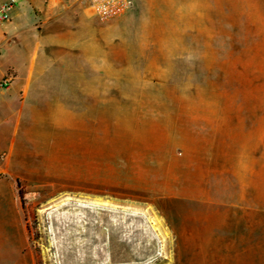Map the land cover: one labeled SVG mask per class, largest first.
Segmentation results:
<instances>
[{
    "label": "rangeland",
    "instance_id": "1",
    "mask_svg": "<svg viewBox=\"0 0 264 264\" xmlns=\"http://www.w3.org/2000/svg\"><path fill=\"white\" fill-rule=\"evenodd\" d=\"M192 1L131 0L72 97L14 117L34 264H174L179 215L264 200V0Z\"/></svg>",
    "mask_w": 264,
    "mask_h": 264
},
{
    "label": "crops",
    "instance_id": "2",
    "mask_svg": "<svg viewBox=\"0 0 264 264\" xmlns=\"http://www.w3.org/2000/svg\"><path fill=\"white\" fill-rule=\"evenodd\" d=\"M97 30L102 31L101 20L91 14L86 0H19L10 20L0 24V79L11 78L0 91L1 154L12 144L17 114H32L38 98L70 99V85L80 84L81 74L86 82L87 39ZM17 154L0 159V194L9 201L8 219H0V264H34L16 187L23 164L31 163ZM218 204L216 213L179 215L172 227L174 264H264L263 198L233 196Z\"/></svg>",
    "mask_w": 264,
    "mask_h": 264
},
{
    "label": "built area",
    "instance_id": "3",
    "mask_svg": "<svg viewBox=\"0 0 264 264\" xmlns=\"http://www.w3.org/2000/svg\"><path fill=\"white\" fill-rule=\"evenodd\" d=\"M91 14L101 21L113 20L121 17L131 8V0H86ZM17 0H0V24L10 20L11 13ZM10 76L0 79V89L10 84Z\"/></svg>",
    "mask_w": 264,
    "mask_h": 264
},
{
    "label": "trees",
    "instance_id": "4",
    "mask_svg": "<svg viewBox=\"0 0 264 264\" xmlns=\"http://www.w3.org/2000/svg\"><path fill=\"white\" fill-rule=\"evenodd\" d=\"M16 187H17V196L20 202V206L21 208H23L25 200L23 199V192L21 191V189L19 188V183H16Z\"/></svg>",
    "mask_w": 264,
    "mask_h": 264
}]
</instances>
